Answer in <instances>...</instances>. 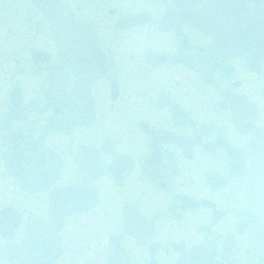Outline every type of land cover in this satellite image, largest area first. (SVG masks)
Instances as JSON below:
<instances>
[{
	"label": "flooded vegetation",
	"instance_id": "1",
	"mask_svg": "<svg viewBox=\"0 0 264 264\" xmlns=\"http://www.w3.org/2000/svg\"><path fill=\"white\" fill-rule=\"evenodd\" d=\"M211 1L0 0V264H264V0Z\"/></svg>",
	"mask_w": 264,
	"mask_h": 264
},
{
	"label": "water",
	"instance_id": "2",
	"mask_svg": "<svg viewBox=\"0 0 264 264\" xmlns=\"http://www.w3.org/2000/svg\"><path fill=\"white\" fill-rule=\"evenodd\" d=\"M219 0H212L210 3H208V4H210V6H212V5H214V4H216L217 2H218ZM227 0H225V2H226ZM230 2H231V10L234 8V7H237V4H238V2H241V1H238V0H229ZM240 7L238 8V10H240V12L241 13H243V12H245V11H243L242 10V8H244V3H243V5L242 4H240L239 5ZM240 15V14H239ZM233 16H237V14L235 13ZM254 24H255V26H256V28L258 29V30H260V31H262L263 33H262V36H260V35H256L255 37L256 38H262V40H263V44L261 45V47H263L264 48V14H262V17H260V21H256V22H254ZM256 28H253V29H255V31H257V29ZM252 29L250 28V31H251ZM260 36V37H259ZM75 41H77L78 40V42H82V39L81 38H75L74 39ZM86 85H87V81H86V79L85 80H82V81H80V84H79V88H81V90L83 89L84 90V88L86 87Z\"/></svg>",
	"mask_w": 264,
	"mask_h": 264
}]
</instances>
